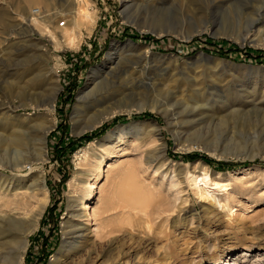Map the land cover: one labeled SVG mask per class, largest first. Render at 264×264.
<instances>
[{
  "label": "rangeland",
  "instance_id": "obj_1",
  "mask_svg": "<svg viewBox=\"0 0 264 264\" xmlns=\"http://www.w3.org/2000/svg\"><path fill=\"white\" fill-rule=\"evenodd\" d=\"M32 10L48 23L29 26ZM261 52L264 0H0V154L25 152L22 166L47 193L24 264H264ZM81 93V126L108 107L143 111L74 135ZM55 94L52 112L34 107ZM152 105L168 109L178 135ZM29 141L45 151L40 165L30 164L38 145L26 151ZM10 166L0 175L32 176ZM27 185L0 194V206L35 210ZM69 197L89 221L70 216ZM66 221L83 239L63 236ZM64 241L71 250L61 255Z\"/></svg>",
  "mask_w": 264,
  "mask_h": 264
},
{
  "label": "bare ground",
  "instance_id": "obj_2",
  "mask_svg": "<svg viewBox=\"0 0 264 264\" xmlns=\"http://www.w3.org/2000/svg\"><path fill=\"white\" fill-rule=\"evenodd\" d=\"M80 8H81V6H80ZM31 14L32 15L28 16V18H27L29 26H40V25L48 23L47 15L42 16L40 14L39 10H36V11L32 10ZM85 14H87V13H85ZM33 15H35V17ZM31 16H33V17H31ZM85 16L87 17V15H85ZM203 31L204 30L194 31L185 37L182 36L181 39L191 40V39H193V37H195V35H198L199 33L203 32ZM154 33L156 35H161L162 33H169V32L158 31V32H154ZM113 53H114V48L112 47V49L107 54V60L108 61L111 60ZM102 67L103 66L99 67L97 69V71H93L91 75L101 72L100 70ZM91 75H90V77H91ZM98 77L100 78L102 76L99 75ZM82 94L83 93H81L79 95V97L77 98V104L75 105L74 118H73V120H75V121H73L74 122L73 123L74 124L73 125L74 135H81V134H84L86 132L92 131V130L102 126V124H104L105 122H108L109 120L115 118L116 116L130 114L133 111H136V112L143 111L142 107H138L136 109H133V108L131 109L129 107V105L108 107V108L103 109V111L99 112L97 114V116L93 120H91L89 123L81 126L78 124V122H79L78 118L80 117V114H81L80 109H79L80 102L83 103L85 101V98H83ZM55 96H56V94L53 95L51 98H49L47 101H45L42 104H37L35 102L34 107L36 109L43 107L44 110L52 112L53 108H54ZM3 108L8 109V111H9L12 108V106L3 105ZM150 110L152 112H156V113L160 114L161 116L165 115L167 118H169L168 109L159 108V107H156L155 105H152V106H150ZM173 119L169 118L168 124L170 127L175 128L174 134L178 135V133L176 131L178 121H174ZM12 121H13V119H12ZM55 124H56L55 120H52L51 122H49L47 124L46 127L42 126L43 128H41L42 129L41 130V140H39V139L38 140L41 141L43 144H45L44 142L46 141V138H47L49 132L54 128ZM133 124H135V123H133ZM6 126L9 129L13 128L15 130L14 123H9ZM119 128H121V127L115 128L111 133H109L102 140V142L108 143L109 141H112L116 137V135L120 134ZM5 137H2V140H3L2 143H9V144H12L14 147H15V145L21 144V142H22L20 140L21 138L19 139L18 137L17 138L16 137L5 138ZM27 143L25 146L26 151H28V150L30 151V149H32L31 147H35L38 145V144L37 145L32 144L31 141H29ZM94 145L95 144H93V146ZM97 145H99V144H97ZM36 148H37L35 150L36 154L34 155V158H33L35 164L30 163L31 165H40L41 163H43L45 161V158H46L44 149L39 145ZM1 150H3V149H1ZM24 153L25 152H23L22 150H19L17 148H13V149L4 150L3 154H0V168H4V169L6 168L7 169V167H9L11 165L9 168L10 170L18 167L17 168L18 170H21V169L27 170L28 169V171L31 170V172H32L31 173L32 176H28V175L27 176H17L14 178H12V177L11 178H5L2 175H0V194L1 195L5 194V193L9 194V192L11 191L12 188L15 187V189H16V187L18 188L20 185H22V184L26 185L28 183L29 186L28 185L26 186V191H29V193L31 192L32 198L35 199V201H36V199L39 196V193H36L37 189H35L31 183H32L33 178H37L39 183H40V186L38 188H39V190H41V192H43L42 196L44 197V200L43 201L40 200V201H42L40 203L37 200L38 205L36 204L37 207L35 208V210H32V211H28V210L23 211L22 210V213L20 212V209H18V207L14 206V205H13L14 207L10 205L11 208L10 207L9 208L11 210H9L8 212L6 211L8 208V206L6 205L7 203L6 204L3 203V205L0 206V264H24V258H25V254H26L28 246H29L30 237L38 230L40 219H41V217L44 213L45 207H46V197L45 196L47 193H46V186H45L44 180H43L41 174L38 176L36 173H34V171L36 170L34 167L30 166L29 168L25 169L26 167L22 166L25 163L24 161H26L24 158L25 157ZM2 160L5 161V163L2 162ZM192 186H188V187L190 188ZM195 186H196V188L193 189L192 191L195 195L198 196V198H200L199 201L205 202L207 200L206 202H210L208 200H210L211 197L208 195V193H206V191L205 192L202 191L201 188L199 187V185H195ZM6 198H8V197H6ZM29 198H31V197H29ZM2 200H4V199H2ZM75 201L76 200H74V198L69 197V204L70 205L68 206V209H70V211H69L70 216L75 217V215H73V214H74V212L78 211L76 216H79L82 218L86 217L87 218L86 221H89L88 218H89L90 214H88L85 211V208H87V207H85V204L83 203V205H82L83 208H82V210L80 209V212H79V210H76L77 204H75ZM21 204H23V203H21ZM4 209H6V210H4ZM65 224L67 225V227H69L68 229L70 230L71 226H70L69 221H66ZM87 226L88 225H84L85 231L88 230ZM63 228H64V225H63ZM66 231H67V229H66ZM83 232L84 231H82V230H73V231L70 230L67 234L63 233L64 234L63 236L65 237V235H77V238L83 239L82 238ZM67 246H68V243L66 241H64L63 246L60 250L61 255L63 252H65L68 249ZM68 250H71V248ZM244 257H245V255H242L241 259H243Z\"/></svg>",
  "mask_w": 264,
  "mask_h": 264
},
{
  "label": "trees",
  "instance_id": "obj_3",
  "mask_svg": "<svg viewBox=\"0 0 264 264\" xmlns=\"http://www.w3.org/2000/svg\"><path fill=\"white\" fill-rule=\"evenodd\" d=\"M235 51H238L237 49H234ZM260 60H262V63L264 62V53H259L258 54V56H257ZM141 117H147V116H141ZM126 117H124V118H118V119H116V121L115 122H118L119 120H123V119H125ZM88 139V137H86L85 138V140H87ZM202 159L204 160V161H206V162H209L210 164H212V163H214L213 161H211L210 159H208V158H206V157H202ZM250 164L249 163H245V164H241V165H238V166H249ZM264 165V164H263Z\"/></svg>",
  "mask_w": 264,
  "mask_h": 264
}]
</instances>
